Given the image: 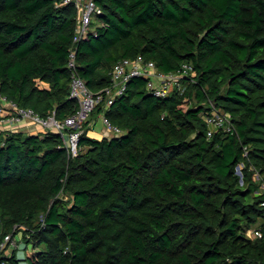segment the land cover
Listing matches in <instances>:
<instances>
[{"label":"trees","instance_id":"obj_1","mask_svg":"<svg viewBox=\"0 0 264 264\" xmlns=\"http://www.w3.org/2000/svg\"><path fill=\"white\" fill-rule=\"evenodd\" d=\"M95 2L103 25L76 52L92 92L138 55L193 76L165 97L131 78L104 111L122 133L87 136L100 104L74 157L58 133L1 131L0 242L21 231L31 250L0 251V264H264V0ZM75 25L72 4L0 0V94L42 117L73 114ZM211 106L231 130L207 135Z\"/></svg>","mask_w":264,"mask_h":264},{"label":"built area","instance_id":"obj_2","mask_svg":"<svg viewBox=\"0 0 264 264\" xmlns=\"http://www.w3.org/2000/svg\"><path fill=\"white\" fill-rule=\"evenodd\" d=\"M66 4H72L76 9L75 31L67 55V68L70 72L69 97L76 101V111L63 120L56 119L54 112L42 117L32 109L21 107L0 94V125L9 128L27 127L29 134L58 133L68 156L74 157L80 149L78 143L83 133V126L98 105L102 104V122L111 136L122 133L121 129L110 124L104 111L124 93L126 84L131 78L140 76L146 78L147 90L155 96L165 97L174 89L182 92L184 88L182 81L193 76V69L191 65L184 63L176 71L166 73L160 71L153 61H146L140 55L131 59L122 58L112 66L110 85L97 93L92 92L79 75L76 52L78 43L90 35H96V27L103 25L99 18L103 11L95 0H56L58 6ZM204 121L207 124L209 137L218 129L228 131L232 129L229 115L215 106H211L204 115ZM247 235L253 238L261 236V232L257 229L247 230ZM18 248L19 244L14 239V234L9 233L0 242V251H4L5 254L6 252L10 254Z\"/></svg>","mask_w":264,"mask_h":264},{"label":"crops","instance_id":"obj_3","mask_svg":"<svg viewBox=\"0 0 264 264\" xmlns=\"http://www.w3.org/2000/svg\"><path fill=\"white\" fill-rule=\"evenodd\" d=\"M97 116H100L99 118H96ZM99 124V127L98 125ZM97 127V128H96ZM3 131H9V132H16V131H21L25 134L30 133L27 127H23L21 126L20 128L16 127V126H11L9 127H5L3 125H0V132ZM87 136L97 139V140H101L104 137H109L111 136V133L106 129V127L104 126L103 122H102V114L97 113L93 118L92 121H90V123L88 124V130H87Z\"/></svg>","mask_w":264,"mask_h":264},{"label":"rangeland","instance_id":"obj_4","mask_svg":"<svg viewBox=\"0 0 264 264\" xmlns=\"http://www.w3.org/2000/svg\"><path fill=\"white\" fill-rule=\"evenodd\" d=\"M100 116H97L96 118H99ZM99 127V124H97ZM97 128V127H96ZM257 178V177H256ZM258 179V178H257ZM264 190V184L260 183L257 187L254 188V194H259L260 192H262ZM249 230H254V228H250ZM14 239L18 242L19 244V248L17 250V254L19 257H24V250L25 248L27 249V251L31 250V243L29 242H25L23 240V235L21 231H18L16 233H14ZM1 253V252H0ZM7 254L9 252H6Z\"/></svg>","mask_w":264,"mask_h":264},{"label":"water","instance_id":"obj_5","mask_svg":"<svg viewBox=\"0 0 264 264\" xmlns=\"http://www.w3.org/2000/svg\"><path fill=\"white\" fill-rule=\"evenodd\" d=\"M237 173L241 174V170L239 167H237V170H236Z\"/></svg>","mask_w":264,"mask_h":264}]
</instances>
